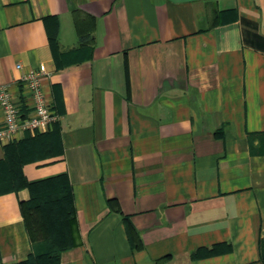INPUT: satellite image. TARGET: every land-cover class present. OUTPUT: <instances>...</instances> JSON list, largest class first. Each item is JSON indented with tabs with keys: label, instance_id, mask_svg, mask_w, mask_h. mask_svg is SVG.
Here are the masks:
<instances>
[{
	"label": "crops",
	"instance_id": "1",
	"mask_svg": "<svg viewBox=\"0 0 264 264\" xmlns=\"http://www.w3.org/2000/svg\"><path fill=\"white\" fill-rule=\"evenodd\" d=\"M31 68L59 119L20 171L69 179L78 242L59 264H262L264 0H0V86L23 107ZM29 197L0 193V264L41 247Z\"/></svg>",
	"mask_w": 264,
	"mask_h": 264
},
{
	"label": "trees",
	"instance_id": "2",
	"mask_svg": "<svg viewBox=\"0 0 264 264\" xmlns=\"http://www.w3.org/2000/svg\"><path fill=\"white\" fill-rule=\"evenodd\" d=\"M49 40L52 50H57V40L54 31L49 34ZM28 132V133H27ZM21 139L5 145L6 156L1 165L8 166L9 187H0V193L22 186H27L30 191V197L22 201L21 208L24 215L26 229L30 238L35 241L28 215L34 212H42L46 225V234L44 236V249H40L30 254L27 260L19 264H59L60 252L78 242V232L76 228L75 206L73 201L72 187L67 175L59 174L53 177L28 183L20 171L19 148L25 144L32 145L34 142L42 141L48 148H53L52 142H46L42 132L27 131ZM27 133V134H26ZM46 133V132H45ZM34 135V136H33ZM55 141L58 140V129L54 125L50 134ZM24 144V145H25ZM51 152V151H49ZM47 151V153H49ZM127 230L131 232L130 222L127 217L123 218ZM261 261L264 264V238L260 239Z\"/></svg>",
	"mask_w": 264,
	"mask_h": 264
},
{
	"label": "built area",
	"instance_id": "3",
	"mask_svg": "<svg viewBox=\"0 0 264 264\" xmlns=\"http://www.w3.org/2000/svg\"><path fill=\"white\" fill-rule=\"evenodd\" d=\"M16 67L21 68V64ZM46 72L42 69H29L20 80L31 95V103L17 105L5 86H0V141L13 142L25 132H45L58 121L59 115L52 108L42 89V81Z\"/></svg>",
	"mask_w": 264,
	"mask_h": 264
},
{
	"label": "rangeland",
	"instance_id": "4",
	"mask_svg": "<svg viewBox=\"0 0 264 264\" xmlns=\"http://www.w3.org/2000/svg\"><path fill=\"white\" fill-rule=\"evenodd\" d=\"M4 184H8V181H4ZM1 184V182H0ZM28 221L30 222L31 229L33 232V236L35 241L41 243L42 249H44V236L46 234V225L42 216V212H34L28 215Z\"/></svg>",
	"mask_w": 264,
	"mask_h": 264
}]
</instances>
